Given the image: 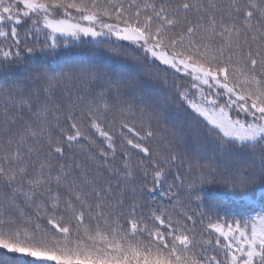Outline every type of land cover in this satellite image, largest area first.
Returning a JSON list of instances; mask_svg holds the SVG:
<instances>
[{
    "label": "snow or ice",
    "instance_id": "obj_1",
    "mask_svg": "<svg viewBox=\"0 0 264 264\" xmlns=\"http://www.w3.org/2000/svg\"><path fill=\"white\" fill-rule=\"evenodd\" d=\"M84 44L126 63L28 62ZM14 67L27 75L0 80V264H264V0H0V72ZM169 69L201 99L155 93ZM185 102L196 116L180 123L169 105ZM173 171L183 195L145 213ZM208 185L239 206L206 202Z\"/></svg>",
    "mask_w": 264,
    "mask_h": 264
},
{
    "label": "trees",
    "instance_id": "obj_2",
    "mask_svg": "<svg viewBox=\"0 0 264 264\" xmlns=\"http://www.w3.org/2000/svg\"><path fill=\"white\" fill-rule=\"evenodd\" d=\"M27 26H21V37L23 39V33ZM85 40L90 38H84ZM34 41H30V45ZM74 44L76 42H73ZM102 62V63H108L111 65H114L116 67H119L121 64H124L126 62L120 61H114L107 57L102 51L98 50L94 45L84 44L80 47H70L65 48L61 46L55 53L45 54L40 51V49L37 47L36 50L31 54L30 57H28V62L31 66H42L45 68H48L49 70H55L60 71L61 69L72 71L74 68H76L77 65H79L81 62ZM160 68H165L166 66L159 64L157 62ZM5 75H7L9 78H21V75H27L26 72H23L22 69L14 67L10 69L7 73L0 72V80H3ZM161 79L158 83L150 84L149 87L157 93L162 99L168 97L169 92L172 90V84L173 82L175 84H183L185 87L182 89L183 91H187L189 93L190 99H193L194 101H199L201 97L196 94L197 90L191 88V78L185 77L182 75V73H176L175 75L172 74V70L169 69L168 73L161 72ZM167 76V81H165L164 77ZM205 91H207V88L205 87ZM59 95V93H57ZM169 111L173 113L177 119L178 122L183 123L185 118L192 120L193 116H196L195 113H192L191 109L187 107V103L185 102L181 107L176 108L175 105L170 104L169 105ZM206 124V121L203 120L202 117L197 118L196 121H193L192 123V129L191 133L194 135L196 133H199L201 136L203 135L204 131H206L204 125ZM76 159L79 161H83L85 157L81 155L80 153L76 154ZM175 171L171 175L168 176L166 183L160 187L157 188L155 191L151 193H145L144 197L141 198V203L143 204V211L145 213L149 212L152 208L164 205L169 206L170 200L169 196L172 197V200H176L180 197L172 195L173 193H180V196L183 195V189L173 186L171 189V192H169L168 185L172 184L174 177H175ZM141 181H137V186L139 185ZM131 187V185H129ZM260 185L257 184L256 190H259ZM139 191V188H137ZM165 193V196H161V193ZM203 195L205 197V201L209 202H216L217 204L221 206H229V207H237L239 206V193L233 192L231 189L218 186V185H208L203 190ZM131 200L126 198L125 201V210H127L128 205H130ZM258 208V205H257ZM206 209H195V211H201ZM139 211V210H138ZM223 214V213H221Z\"/></svg>",
    "mask_w": 264,
    "mask_h": 264
}]
</instances>
